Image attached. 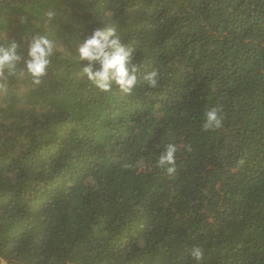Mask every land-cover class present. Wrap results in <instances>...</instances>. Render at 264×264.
<instances>
[{
	"label": "trees",
	"instance_id": "16d2710c",
	"mask_svg": "<svg viewBox=\"0 0 264 264\" xmlns=\"http://www.w3.org/2000/svg\"><path fill=\"white\" fill-rule=\"evenodd\" d=\"M108 28L130 93L82 73ZM0 35L53 42L39 84L0 70V264H264V0H0Z\"/></svg>",
	"mask_w": 264,
	"mask_h": 264
},
{
	"label": "clouds",
	"instance_id": "9594fccd",
	"mask_svg": "<svg viewBox=\"0 0 264 264\" xmlns=\"http://www.w3.org/2000/svg\"><path fill=\"white\" fill-rule=\"evenodd\" d=\"M47 17L51 20L54 12H48ZM0 40L3 36L0 35ZM16 43L7 46L0 45V70L14 72L17 65L23 61L25 71L30 74L35 84L41 82L40 78L45 75L53 52V42L43 35H35L28 43L26 56L18 53ZM132 48L124 47L120 37L114 29L95 30L77 49L79 59L84 63L82 73L98 89L108 92L115 85L124 93H130L136 86L140 68L131 60ZM157 71L153 70L144 76L148 86H157ZM222 124L219 110L215 107L205 113L204 129L212 131L220 128ZM176 145L169 143L159 153L157 165L166 169L168 173L175 171ZM190 255L194 260L203 257L200 247H192Z\"/></svg>",
	"mask_w": 264,
	"mask_h": 264
}]
</instances>
